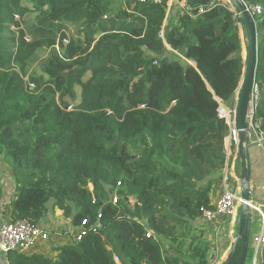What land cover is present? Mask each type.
<instances>
[{
  "label": "trees",
  "instance_id": "obj_1",
  "mask_svg": "<svg viewBox=\"0 0 264 264\" xmlns=\"http://www.w3.org/2000/svg\"><path fill=\"white\" fill-rule=\"evenodd\" d=\"M176 1L185 12L169 29L165 4L0 0V158L11 162L15 194L6 221L38 225L51 203L73 227L86 222L81 240L54 257L10 251L6 264L209 263L191 223L230 168L217 109L233 108L242 79L240 17L218 0ZM29 5L48 36L15 40L8 34ZM255 22L254 116L264 119V13ZM70 27L78 38L65 35ZM57 35L68 43L47 59L48 80L25 81L17 69ZM240 256L236 248L229 264Z\"/></svg>",
  "mask_w": 264,
  "mask_h": 264
},
{
  "label": "built area",
  "instance_id": "obj_2",
  "mask_svg": "<svg viewBox=\"0 0 264 264\" xmlns=\"http://www.w3.org/2000/svg\"><path fill=\"white\" fill-rule=\"evenodd\" d=\"M133 1L137 3H151L157 5L165 4L169 7L172 0H123ZM247 9L254 17H259L264 13V8L255 4L247 6ZM260 90L258 84H253L250 94V105L247 117L248 123V137L250 145L262 152L264 157V119L255 118V109L259 100ZM218 117L223 119L228 126V137L225 141V150L227 159H230L233 151H237L238 133L234 125V108L229 109L222 104L218 105ZM234 146V149H231ZM229 168H225L222 180L218 186V196L211 207H202L199 209V218L206 223L221 221L233 218L241 205L240 193L236 188L231 185L229 187L228 181L230 175ZM259 191L264 192V182L258 187ZM117 198L113 196L112 203L115 204ZM249 207L252 211V220L255 215L260 219V225L257 234L252 238V251L253 261L252 264H264V201H253L252 198L249 202ZM85 221L82 222L73 237L72 242L77 243L85 234L84 228ZM49 239V232L42 229L38 225H33L26 219L17 221H2L0 222V254L3 256L10 251H15L19 254L30 255L34 252L39 242H46ZM114 262L119 264V259L114 256Z\"/></svg>",
  "mask_w": 264,
  "mask_h": 264
},
{
  "label": "rangeland",
  "instance_id": "obj_3",
  "mask_svg": "<svg viewBox=\"0 0 264 264\" xmlns=\"http://www.w3.org/2000/svg\"><path fill=\"white\" fill-rule=\"evenodd\" d=\"M224 5L231 7L228 3V0H218ZM114 3V2H113ZM30 10L23 14L22 16H16L15 21L16 25L11 27L10 33L8 36H13L15 40L22 38L25 42H29L33 39H39L47 37L48 34L42 33L41 28L38 26L36 22V14L34 10H31V5H29ZM240 22H239V31ZM243 29V28H242ZM245 31V30H243ZM65 35L67 37L73 36L75 39L78 36L75 34L73 29L70 27L66 30ZM62 42V43H61ZM46 43V42H45ZM68 43V38L60 41L59 35H57L55 44L53 46H45L43 48L38 49L31 58H29L23 67L22 70L17 69L24 76L25 81L30 78H37L42 80H48V77L44 74L46 70V61L49 56L54 52L58 55H62L61 45H66ZM32 89V86H30ZM74 91L76 94V99L74 101H70V105L75 106L81 99L80 89L78 87H74ZM71 109V108H69ZM260 165L264 166V157L259 156L256 159ZM11 162L7 157L0 158V171L4 173V177H1V180L5 179V184L7 186L10 185V181L8 179V173L10 172ZM0 172V173H1ZM224 173V172H223ZM7 174V176H6ZM229 187L232 185L231 181L228 182ZM10 187V186H9ZM236 188V187H235ZM240 193V189H237ZM262 191H258L256 196L260 201H264ZM212 201V200H211ZM51 203L49 204V207ZM240 207H238L237 214L231 219H225L221 221H215L212 223L203 222L200 218L193 221L192 227H194V235L199 237L203 242H206L209 245L210 253H209V263L208 264H225L228 259V255L230 253L231 247L234 241L238 238V227H239V212ZM255 221V219H254ZM253 221V224L256 225ZM258 223V221H257ZM253 227V226H252ZM255 226L251 230V235L253 236L255 232ZM251 238V237H250ZM190 236L187 237L186 243L183 245L182 250H186L190 243ZM163 248L167 249V255L175 256L177 253V249L174 244L169 243L168 241L161 240ZM237 250L241 248V240L239 239L236 245ZM249 250V248H248ZM252 250V249H251ZM253 253V251H252ZM2 255V254H0ZM253 255V254H252ZM251 253L249 255V260L253 261Z\"/></svg>",
  "mask_w": 264,
  "mask_h": 264
},
{
  "label": "crops",
  "instance_id": "obj_4",
  "mask_svg": "<svg viewBox=\"0 0 264 264\" xmlns=\"http://www.w3.org/2000/svg\"><path fill=\"white\" fill-rule=\"evenodd\" d=\"M221 1V0H220ZM222 2V1H221ZM185 12L184 9V2H178L176 0H172L166 13V20L164 21V26H169L171 29L173 26L177 24V21L181 14ZM239 39L241 42V57H242V72H244L245 63H246V55H247V39L245 31L240 28L239 31ZM260 36L258 35V38ZM237 94V93H236ZM236 95L234 98L235 105ZM259 156L263 157L262 152L252 145L249 146V162L251 168V179H250V187L252 191V200L253 201H260L256 196L257 192L259 191L258 187L264 182V166L260 165L258 161H256ZM239 161L238 152L232 153L230 157V168L228 169V173L230 175V181L234 187H239L240 185V177L241 174V167L238 166L237 173L235 172V164ZM1 172V171H0ZM8 179L10 181V187L5 184V179L1 180V177H4V173H0V222L6 221L10 218V202L14 199V191H13V183L11 179V173H8ZM7 176V174H6ZM218 188L214 190L212 196V203L218 196ZM264 198V192H261ZM255 219V221H254ZM253 221L256 225L253 224ZM258 221V223H257ZM260 225V219L258 215H255L252 220L251 230L255 226V232L253 236H249V244L247 251V256L244 264H252L251 260H249V255L252 253V238L257 234L258 228ZM39 227L45 229L49 232V239L46 242H39L37 247L34 250V254H41L45 257L52 258L55 256L54 249L60 247L62 245H71L74 235L76 234L78 228L73 227L70 219H65L62 215V212L54 208L51 204L49 207L48 205V213L44 219L40 221L38 224ZM253 226V227H252ZM251 237V238H250ZM0 264H6L5 258L3 255H0Z\"/></svg>",
  "mask_w": 264,
  "mask_h": 264
},
{
  "label": "water",
  "instance_id": "obj_5",
  "mask_svg": "<svg viewBox=\"0 0 264 264\" xmlns=\"http://www.w3.org/2000/svg\"><path fill=\"white\" fill-rule=\"evenodd\" d=\"M228 3L233 7L240 19L244 23L245 34L247 39V55L244 72L236 94L234 105V125L238 133L237 152L239 161L235 164V172L238 171V166L241 167L240 177V215L238 238L234 241L228 259L225 264H229L233 259L236 251L238 240H241V256L239 264H244L248 251L249 236L252 225V211L249 207V202L252 198V191L250 187L251 168L249 162V146L250 141L248 137V123L247 117L250 105V94L253 84L256 82V72L258 68V30L256 27L255 17L251 15L247 6L242 0H228ZM237 18V21L240 22ZM193 65L192 63H190Z\"/></svg>",
  "mask_w": 264,
  "mask_h": 264
}]
</instances>
